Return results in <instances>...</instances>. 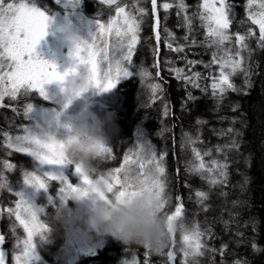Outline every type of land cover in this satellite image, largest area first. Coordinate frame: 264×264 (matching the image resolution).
Returning <instances> with one entry per match:
<instances>
[{"label":"trees","instance_id":"trees-1","mask_svg":"<svg viewBox=\"0 0 264 264\" xmlns=\"http://www.w3.org/2000/svg\"><path fill=\"white\" fill-rule=\"evenodd\" d=\"M30 1L48 13L63 12L61 3L56 4L55 0ZM165 2L173 4L167 12L161 7ZM201 2L185 0L188 7L180 12L175 6L177 0H157V11L153 14L151 0H117L114 5L101 0H78L79 11L87 17L105 21L116 12L117 6H122L141 20L132 64H127L130 75L115 88V101L93 108L94 112L115 115L116 133L108 145L114 158L103 159L100 168L110 171L119 167L125 154L137 151L145 143L148 152L154 150L157 161L165 168L161 177L168 201L165 213H173L182 204L181 218L188 228L185 233L198 228L203 234L204 254L196 257L195 262L189 259V264H235L236 261L264 264V47L260 46L258 26L247 18V0H226L231 6L232 23L227 31L232 40L223 47L210 46L198 15ZM139 8L146 10L143 16ZM185 15L193 18L190 33L184 26ZM249 29L254 35L246 40L248 48L241 50L243 71L230 76L236 90H227L222 99L218 94L214 96L211 85L218 79L220 67L212 63L213 53L218 60L225 56V49L234 55L239 49L235 35L247 36ZM168 43L172 49L167 47ZM178 46H183V51H175ZM176 69L183 70L181 78H177ZM143 71L148 75L142 76ZM195 73L200 74L194 80L198 87L189 80ZM151 85H158L154 94ZM41 96L36 90L28 89L24 94L21 89L15 100L6 96L0 101V182L5 184L0 188V235L5 237L1 245L6 251L5 264H15L13 257L20 250L17 240L27 236L8 209H14L19 199L15 192L24 183V171L34 172L39 164L28 154L8 148L4 134L19 135L30 126V112L25 115L27 105L31 109L37 105L50 106ZM193 149L200 152L208 167H212L214 160L227 167L211 173L197 171L199 161ZM5 161L16 164L15 170L4 167ZM221 170L226 172V177H220ZM214 178L221 182L212 184ZM55 185L58 182H49V197L47 194L37 198L42 210L40 220L49 226V232L43 241L34 238L38 256L34 264L71 261L69 236L50 223L61 201L59 187L56 191L52 189ZM198 191L206 193L207 198L197 197ZM183 234L175 233L174 243L163 253L100 236L105 239L104 245L74 264H133L135 257L138 264L145 261L169 264V251L175 254L173 264H181Z\"/></svg>","mask_w":264,"mask_h":264},{"label":"snow or ice","instance_id":"snow-or-ice-1","mask_svg":"<svg viewBox=\"0 0 264 264\" xmlns=\"http://www.w3.org/2000/svg\"><path fill=\"white\" fill-rule=\"evenodd\" d=\"M55 2L60 4L62 0H55ZM101 3L114 5L117 4V0H101ZM64 4L65 6L75 7L78 0H69ZM175 6L180 12L186 11L188 7L185 0H177ZM151 7L153 14H155L157 0H151ZM161 7L167 12L173 7V4L165 2ZM246 7L248 9L247 18L253 25L258 26L260 46L264 47V0H247ZM199 8L201 9L198 13L199 19L202 27L206 30L205 38L209 41L210 46L223 47L226 42H230L232 36L227 30L232 23L229 15L231 6L226 0H202ZM115 11L116 15L110 18L107 25L97 19L90 42L81 40L74 44L70 52V55L74 58V64L71 68L60 72L54 63L41 59L35 51L38 43L47 34L46 29L51 23L50 17L46 14L47 11L42 10L36 4H30V0L29 2H26V0H0V101L6 96L15 100L21 89H23L24 94H27L28 89H37L40 90L41 95H44L43 85L53 81L63 84L70 76L76 74L77 66L81 64L87 66V75L76 95H80L82 91L89 87H95L100 91H108L114 88L120 77L130 75L126 65L132 64L135 46L139 42L138 33L141 23V20L137 19L136 16L126 12L125 7L117 6ZM138 11L141 16L146 13L144 8H139ZM156 23L159 24L158 18ZM192 23L193 18L185 15L184 26L189 33L192 30ZM252 35L254 33L251 29H249L247 36L239 33L235 35V43L239 45V49L234 55L230 53L229 49H225V56L220 57L218 60L216 53H213L212 63L219 64L220 67L219 77L211 85L214 96L218 94L222 99L227 90H236L230 76L238 71H243L241 50L248 48L246 40L248 36ZM169 36H171V33H169ZM156 38L157 40L160 38L158 33ZM184 38L187 39L188 37L185 36ZM193 43L195 42L193 41ZM167 47L172 49V44L168 43ZM174 50L183 51V46H178ZM190 63L194 64L196 62L191 61ZM225 69L229 71H225ZM175 71L177 78H181L183 70L176 69ZM141 75L147 76L148 73L143 71ZM199 75V73H195L192 78H189L194 87L199 86L194 83ZM157 87L158 85H151L153 94ZM30 111L31 105H27L25 115ZM4 135L7 147L14 149L17 153L29 154L42 164L65 165L62 158L64 144L52 137L42 140L26 128L23 135H15L14 137L7 133ZM98 150L102 159L114 158L112 157L113 149L110 146L101 145ZM193 152L199 161L196 166L197 171L207 170L211 173L227 167V165L219 164L215 160L212 161V167H208L200 152L195 149H193ZM4 167L12 169L14 165L5 161ZM74 168L75 172L81 177L83 185H91L92 180L89 176L84 175L79 166H74ZM153 170L159 177L157 181L159 191L165 194V181L161 179L165 174V168L161 162L157 161L154 150L145 153L143 148L125 154L123 163L119 167L108 171L107 193L117 199L135 195L136 186L143 181L147 172ZM219 175L220 177H226V172L221 170ZM23 179L25 184L34 186L37 189H46L50 181L58 182L59 194L62 199L78 187L72 185L63 174L46 173L44 176H40L24 171ZM100 179H103V176ZM0 180H2V176H0ZM220 182L216 178L211 180L212 184ZM3 187H5V184L0 182V188ZM15 195L19 199L16 201L15 208H9L8 212L10 215L15 216L16 221H19L27 236L23 240H17V247L20 250L19 254L13 258L15 264H34L38 259L35 254L36 243L34 238L38 237L39 240L43 241L49 232V226L38 217L37 212L42 210H35L22 193L15 192ZM101 195L104 194L101 193ZM196 196L201 199L207 198V194L200 191L196 193ZM167 203L166 200L162 207H165ZM182 212L183 205L179 204L175 207L173 213L168 214V219L171 221L176 217H181ZM202 235L198 228L191 233L182 235L183 247L181 252L184 259L181 264H189V259L195 262L196 257L204 254L202 251L204 246L201 242ZM4 242L5 237L0 235V245ZM167 258L169 264H173L175 260L174 252H167ZM0 264H5V252L3 250H0ZM145 264H148V262L145 261ZM235 264H240V261H236Z\"/></svg>","mask_w":264,"mask_h":264},{"label":"clouds","instance_id":"clouds-1","mask_svg":"<svg viewBox=\"0 0 264 264\" xmlns=\"http://www.w3.org/2000/svg\"><path fill=\"white\" fill-rule=\"evenodd\" d=\"M80 85L68 81L65 94L68 102L78 96ZM114 120L112 112L101 114L85 107L77 115L67 139L60 141L52 137L64 144L65 165L79 166L92 183L77 187L58 202L50 223L63 229L65 236L78 237L85 243L94 235L104 236L127 246L163 253L173 242L175 233L188 231L187 225L181 217L168 219L162 207L167 197L159 191V177L154 170L145 174L136 186L135 195L117 199L107 193L109 174L100 168L103 159L98 149L111 143L116 133Z\"/></svg>","mask_w":264,"mask_h":264},{"label":"rangeland","instance_id":"rangeland-1","mask_svg":"<svg viewBox=\"0 0 264 264\" xmlns=\"http://www.w3.org/2000/svg\"><path fill=\"white\" fill-rule=\"evenodd\" d=\"M67 2H69V0H62L61 2V9L63 12L60 10H54L52 13H46L50 17L51 23L46 29L47 34L41 39L35 50L36 54L41 59L54 63L60 72H64L73 66L74 58L70 55V52L73 49L74 44L81 40L91 41V34L95 30L96 21L98 19L85 16L83 11H79L80 8L77 5L75 7H72L71 5L65 6L64 3ZM125 11L129 12L126 7ZM115 15L116 12L110 14L108 17L109 19L105 21L99 20L101 23L107 25L110 18ZM126 68L128 69L127 65ZM86 75L87 66L81 64L77 66L75 76H70L63 84L53 81L43 85L44 95H42L41 98L50 104V106L37 105L33 107L30 111V126L27 129L42 140H47L48 137H54L56 140L60 141L67 139L71 134L72 126L80 111L85 107L90 111H94L93 108L96 105H108L109 102L115 101L113 96L114 90L118 83L125 78L120 77L116 86L108 91H100L95 87H90L69 103L65 95L68 81L71 80L74 84L79 85L84 82ZM30 90H36L38 94L40 93V90L37 89ZM23 134L24 131L19 135ZM145 146V143L142 146L139 145L138 149L143 148L144 152L147 153L149 148H145ZM31 157L39 164V167H37L38 169L32 173L40 176H44L46 173L63 174L72 185L78 187L83 186L81 177L75 172L74 166L42 164L35 157ZM12 165H14V167L10 170H15L17 165ZM58 187L59 183L54 187L52 186V189L55 188L54 191H56ZM19 192L23 194L24 198L34 207L35 210H40L37 198L45 196L48 193L51 194L49 187L46 189H37L36 187L25 183H23ZM59 198L61 201L63 200L60 194ZM37 214L40 219L39 211ZM103 240L105 239L94 235L90 241L85 243L78 237L69 236L68 246L71 261L69 260L70 262H68V264H74V262L80 257L94 254L98 248L104 245ZM0 250L5 252L6 258V251L1 245ZM135 258L137 259V257ZM136 259L133 261V264H138L139 261Z\"/></svg>","mask_w":264,"mask_h":264}]
</instances>
